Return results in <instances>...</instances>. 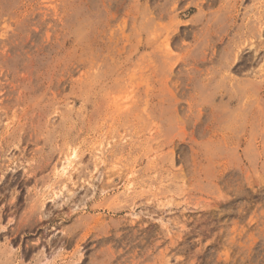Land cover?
Segmentation results:
<instances>
[{
	"label": "rangeland",
	"instance_id": "obj_1",
	"mask_svg": "<svg viewBox=\"0 0 264 264\" xmlns=\"http://www.w3.org/2000/svg\"><path fill=\"white\" fill-rule=\"evenodd\" d=\"M0 264H264V0H0Z\"/></svg>",
	"mask_w": 264,
	"mask_h": 264
}]
</instances>
